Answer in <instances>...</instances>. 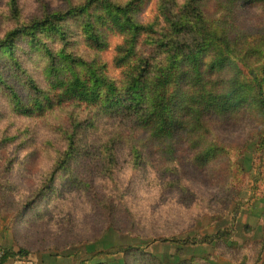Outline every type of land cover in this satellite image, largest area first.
Instances as JSON below:
<instances>
[{
  "label": "trees",
  "instance_id": "1",
  "mask_svg": "<svg viewBox=\"0 0 264 264\" xmlns=\"http://www.w3.org/2000/svg\"><path fill=\"white\" fill-rule=\"evenodd\" d=\"M111 35L122 42L109 62ZM75 43L90 53L77 55ZM30 118L44 120L45 141L16 138ZM251 146L252 172L237 163ZM262 183L264 0H0V223L15 240L93 214L150 243L209 245L231 263L264 264V238L227 242ZM229 212L226 227L203 233ZM178 217L187 227L169 230ZM18 248L2 249L0 264L43 253ZM117 253L124 264H162L141 247ZM99 254L77 264H110L94 263Z\"/></svg>",
  "mask_w": 264,
  "mask_h": 264
},
{
  "label": "rangeland",
  "instance_id": "2",
  "mask_svg": "<svg viewBox=\"0 0 264 264\" xmlns=\"http://www.w3.org/2000/svg\"><path fill=\"white\" fill-rule=\"evenodd\" d=\"M231 1V0H230ZM153 7L149 6L144 9L140 15L142 22H148L153 16ZM111 47L108 51L104 52L107 61H112L114 57L115 47L122 42V37L118 35H111ZM69 47L77 53V55L85 56L84 53L89 54L90 49L85 43L69 44ZM109 74L111 78H120V71L115 68H110ZM31 125L23 131L16 133V138L19 141L26 140L27 138H34L43 134V140H46V125L42 130L44 120L38 118L29 119ZM253 155V146H251L245 157L237 158V163H243L246 169L252 172L251 159ZM47 160L45 159V162ZM181 159L174 163H170L175 171V167ZM162 163V171L165 170L164 163ZM254 171L251 174L254 175ZM263 188H264V183ZM141 189L145 202L152 206L158 207L157 196L151 191ZM250 190L243 192L242 198L250 197ZM262 193V192H260ZM181 194H184L181 190H176V199L174 201L177 211L184 213L187 203L177 202ZM176 202V203H175ZM230 212L219 220V224L204 229V234H214L219 229L226 227L230 221ZM145 224L147 219H143ZM208 220L209 217H208ZM169 230H178V227H187V223L180 217L171 218ZM2 228L7 229L5 231L0 230V246L7 247L8 241L11 240L15 249H19L18 246L23 245L31 252L43 251V253H37L32 255H42L47 260L46 264H77L84 259L92 258L94 253L100 252L95 259V262H107L110 264H124V258L122 254H113L121 246H134L145 248L154 253L162 264H177L180 261L190 258L191 256L206 257L213 255L211 262L213 264H234L224 258L217 256L214 248L209 245H182L180 242H152L147 239V234L141 237V239L132 237L126 234L118 233L114 228L113 222L104 220L101 217H97L93 214L84 215L78 222L70 224V229L65 230L57 227H41L36 229L20 233L19 238L15 240V230L12 232L10 225L6 222H1ZM210 225V224H208ZM200 226V222H199ZM251 228L252 231H248ZM102 234V235H101ZM194 234V233H192ZM24 236V237H22ZM264 238V194L260 200L254 204L251 211H244L238 217L236 221V233L235 235L227 239L228 244L235 246H242L248 242L260 240ZM181 249V250H180Z\"/></svg>",
  "mask_w": 264,
  "mask_h": 264
},
{
  "label": "crops",
  "instance_id": "3",
  "mask_svg": "<svg viewBox=\"0 0 264 264\" xmlns=\"http://www.w3.org/2000/svg\"><path fill=\"white\" fill-rule=\"evenodd\" d=\"M0 230L1 231H5L7 229L2 228V226L0 225ZM7 247H3L0 246V249H15V246L13 245L12 241L9 240L8 244L5 245ZM47 260H45V257L42 255H30L29 257H25V258H13V259H9V261L5 264H46Z\"/></svg>",
  "mask_w": 264,
  "mask_h": 264
},
{
  "label": "built area",
  "instance_id": "4",
  "mask_svg": "<svg viewBox=\"0 0 264 264\" xmlns=\"http://www.w3.org/2000/svg\"><path fill=\"white\" fill-rule=\"evenodd\" d=\"M4 255H5V252L2 249H0V259H2Z\"/></svg>",
  "mask_w": 264,
  "mask_h": 264
}]
</instances>
